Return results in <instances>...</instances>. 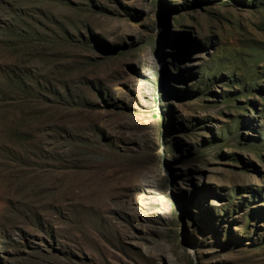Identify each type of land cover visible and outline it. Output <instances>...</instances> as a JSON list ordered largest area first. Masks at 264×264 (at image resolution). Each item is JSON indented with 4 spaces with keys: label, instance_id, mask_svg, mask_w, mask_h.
I'll list each match as a JSON object with an SVG mask.
<instances>
[{
    "label": "rangeland",
    "instance_id": "obj_1",
    "mask_svg": "<svg viewBox=\"0 0 264 264\" xmlns=\"http://www.w3.org/2000/svg\"><path fill=\"white\" fill-rule=\"evenodd\" d=\"M0 264H264V0H0Z\"/></svg>",
    "mask_w": 264,
    "mask_h": 264
}]
</instances>
